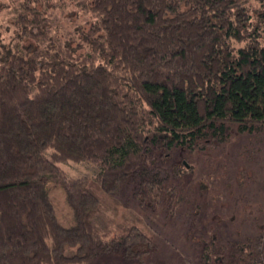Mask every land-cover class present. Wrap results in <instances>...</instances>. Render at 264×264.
Instances as JSON below:
<instances>
[{
    "label": "trees",
    "instance_id": "1",
    "mask_svg": "<svg viewBox=\"0 0 264 264\" xmlns=\"http://www.w3.org/2000/svg\"><path fill=\"white\" fill-rule=\"evenodd\" d=\"M70 1L76 10L66 0L1 9L0 264L144 263L152 237L95 225L100 193L129 189L139 207L169 212L179 195L158 159L225 136L229 123L264 126V0ZM68 161L100 169L72 179L58 167ZM48 182L64 190L72 225ZM238 252V263L260 264L251 244ZM212 259L206 248L202 262Z\"/></svg>",
    "mask_w": 264,
    "mask_h": 264
},
{
    "label": "rangeland",
    "instance_id": "2",
    "mask_svg": "<svg viewBox=\"0 0 264 264\" xmlns=\"http://www.w3.org/2000/svg\"><path fill=\"white\" fill-rule=\"evenodd\" d=\"M9 1L0 0V33L10 15L8 9H1ZM66 2L67 11L76 10L70 0ZM2 36L8 40L11 34ZM261 43L264 46V34ZM157 163L179 195L172 210L141 208L129 189L122 196L102 191V211L94 219L107 237L121 234L125 226H136L152 237L154 249L144 263L106 254L87 264H204L206 248L212 252L210 264H240L238 248L247 244L264 264V126L242 133L237 124L229 123L225 136L204 139L191 149L176 147ZM58 167L72 179L93 177L100 169L94 163L74 161ZM47 185L58 218L72 225L73 212L64 190L52 182Z\"/></svg>",
    "mask_w": 264,
    "mask_h": 264
}]
</instances>
